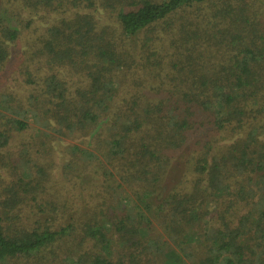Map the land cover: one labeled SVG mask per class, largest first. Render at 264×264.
Returning a JSON list of instances; mask_svg holds the SVG:
<instances>
[{
  "label": "trees",
  "instance_id": "obj_1",
  "mask_svg": "<svg viewBox=\"0 0 264 264\" xmlns=\"http://www.w3.org/2000/svg\"><path fill=\"white\" fill-rule=\"evenodd\" d=\"M5 3L11 11L0 14V71L23 32L32 35L34 55L22 68L25 93H0V171L10 162L4 151L12 136L31 121L59 134L90 136L84 143L91 150L77 147L76 153L84 152L85 164L103 179L99 189L120 206L121 218L103 221V208L96 223L82 228L81 239L73 226L54 229L49 215L70 192L55 196L42 185L49 181L44 170L35 177L24 168L0 195V263L57 264L60 251L67 259L62 264L70 258L73 264H167L175 257L180 264H264V33L257 22L263 5ZM105 12L115 28L101 22ZM142 32L147 54L137 61L141 54L129 42ZM45 58L53 69H69V80L54 72L39 76ZM193 139L184 160L188 179L166 198L153 199ZM160 214L161 230L151 222Z\"/></svg>",
  "mask_w": 264,
  "mask_h": 264
},
{
  "label": "rangeland",
  "instance_id": "obj_2",
  "mask_svg": "<svg viewBox=\"0 0 264 264\" xmlns=\"http://www.w3.org/2000/svg\"><path fill=\"white\" fill-rule=\"evenodd\" d=\"M256 1L263 5L262 7L264 11V0ZM10 11L11 7L7 4L4 6L2 4V0H0V14L6 16L7 13H10ZM260 16V21L257 22H260V29L264 33V13ZM100 17L103 24L112 25L114 28L116 27L115 24H113V16L110 14L105 12L102 13ZM256 19L258 20V16ZM43 21L45 22L46 18L43 19ZM11 22H13L15 27L18 26L15 16L11 18ZM151 33H148L147 36H156L154 33ZM145 36L146 33L142 32L139 34V36L133 38V43L129 42L131 47L138 50V55L141 54L137 57V61L144 60L145 55L147 54L145 52L146 50H144V47L142 46ZM31 38L32 35L23 32L18 44L14 46L12 45L10 60L0 71V93L13 94L16 97L25 93V91L21 88V85H24V76L22 75V72L24 71L22 68L31 62L30 59H33L32 56L34 54L30 53ZM168 59H171V54L168 55ZM219 60L224 62L222 57H220ZM42 62V66H37V68L40 70L39 76H44L54 72L60 73L61 78L64 80H69V69L58 68V66L54 65L53 66L56 68L53 69L47 65V58L42 60ZM126 82L127 76L123 78L122 85L126 84ZM262 102H264V99ZM23 103L25 104L24 106L26 108L29 107L30 103L27 101H24ZM42 134L46 135L43 136ZM200 136L201 135L198 137ZM89 137L84 138L83 134L77 133H69L67 135L59 134L50 128L44 129L42 128V125L31 121L26 132L17 133L12 136L10 146L4 151V155L10 158V162L7 163L3 169H1L4 171H0V195L3 194V191L5 188H7V184L9 182H17L18 179L22 178L24 168L28 171L30 168H32L33 175L35 177L39 176L40 169H42L44 170L43 174L45 176L48 175L47 178L49 181H44L42 184L47 186L48 191L50 187L55 196H58V194L55 193L56 190L62 195L70 192V194L67 196L68 201L62 204V207L59 209V211L55 215H49V217L54 220L52 225L54 229L60 230L73 226L76 228L77 237H80L81 239L84 236L82 228L86 224H90L92 222L96 223V221L100 219V211L103 208L104 210L108 211V213L104 214L102 219L103 221L114 217L115 214H117V219L121 218V213L118 212L121 211L120 206L118 207V204L111 201V198L107 194H103V191L99 189L101 185H105L103 183V179L94 174L95 169L92 167V165L87 166L85 164L87 159L84 152L82 154L80 153V156L78 153H76L77 147L82 150H91L84 143L86 142L88 144ZM194 144V139L188 143L185 151L173 164L174 168L177 170L170 173L168 178L163 181V185L159 184L156 187L158 194L157 197H154L153 199L166 198L171 194V191L175 188L176 184L182 182V179L183 181L188 179L189 176L185 171L184 160L191 149V146ZM116 179L118 182H121L119 176H116ZM96 186H98L97 193L99 196L95 192ZM83 189L85 191H83ZM76 195H79V198H77ZM104 197L108 198V201L105 203H103L102 200ZM116 197H118V199L122 198L119 196V194ZM130 198L133 202L136 199L133 194H131ZM123 207L127 208L126 206ZM212 207L213 204H211V208ZM161 215L162 214L157 215L151 219V222H153V225L156 228H159L158 221H161ZM232 224H236V221H232ZM154 235L155 234L150 235V237L153 238ZM163 240H168V237L165 235ZM58 245L64 246L63 242L58 243ZM61 254L62 253L60 251L56 253L55 259H53L54 263L57 262V264H62V260L66 259V257H63ZM176 258L177 257H175V259ZM175 259L170 258L167 261V264H180L178 263L179 259ZM68 261V264H73V262L76 261V258H70ZM21 263L40 264L34 260H22Z\"/></svg>",
  "mask_w": 264,
  "mask_h": 264
}]
</instances>
